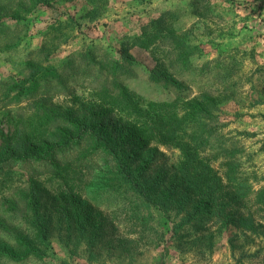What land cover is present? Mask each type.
Wrapping results in <instances>:
<instances>
[{
    "label": "rangeland",
    "instance_id": "rangeland-1",
    "mask_svg": "<svg viewBox=\"0 0 264 264\" xmlns=\"http://www.w3.org/2000/svg\"><path fill=\"white\" fill-rule=\"evenodd\" d=\"M48 1L50 5L34 6L11 0L1 8L4 14L9 10L2 32L15 30V36L6 39L0 32V152L27 137L39 143L49 134L36 128L38 120L27 102L18 104L14 95L8 97L27 76L29 61L46 70L60 67L66 74L65 62L77 67L86 54L117 58L124 48L130 72L120 82L143 105L155 111L177 108L181 115L192 106L210 110L219 127L215 142L229 153L211 147L202 150V156L224 179L219 197L230 189L227 163L236 167L239 180L249 183L248 200L237 211L254 219V229L211 222L199 229L182 226L174 233V215L168 218L154 209V217L143 221L126 205L87 198L80 183L72 189L56 178L38 176L52 250L44 261L26 264H264V0ZM17 13L18 27L13 17ZM155 70L178 77L187 88L184 95L154 83L150 74ZM91 82L82 75L70 78V94L51 90L47 106L79 111L95 103L97 84ZM191 124L187 122L186 129L193 136ZM144 157L156 160L151 174L159 169L165 174L181 159L179 151L165 148L156 155L147 150ZM33 166L30 170L43 169ZM23 168L14 171L16 197L0 183V218L13 208L16 215L26 211L18 198L29 186ZM98 196L104 198L105 193ZM16 201L20 206L14 207ZM17 224V232H30L27 219Z\"/></svg>",
    "mask_w": 264,
    "mask_h": 264
},
{
    "label": "trees",
    "instance_id": "trees-1",
    "mask_svg": "<svg viewBox=\"0 0 264 264\" xmlns=\"http://www.w3.org/2000/svg\"><path fill=\"white\" fill-rule=\"evenodd\" d=\"M3 1L8 2L3 5L0 2V32L6 29L3 18L9 11L5 10L4 14L1 8L11 0ZM21 1L34 6L50 5L48 0ZM13 17L18 27L20 13ZM1 35L11 39L15 30ZM92 55H82V63L77 67L65 62L62 68L69 67L66 74L60 72V67L46 70L29 61L27 76L12 88V95H8L9 98L14 95L13 100L18 104L27 102L29 111L38 120L36 128L45 129L43 131L49 134L39 143L27 137L14 149L0 152L3 190L8 193L17 190L15 178L18 173L14 172L17 167L24 166L30 176L29 186L18 196L25 206V213L16 215L17 209L13 208L0 218V264L44 261L52 250L49 222L42 211L44 186L43 180H38L40 177L56 178L64 187L72 189L80 183L87 198L95 202L107 199L109 204L119 203L118 207L126 205L133 217L143 221L154 217V209L168 218L174 215L178 220L173 224L174 233L182 226L194 224L199 229L211 222L224 226L234 224L244 231L253 230L254 219L237 211L238 206L248 200L249 183L239 180L236 167L227 163L225 178L230 189L225 193L226 197H219L224 191V179L202 156V150L211 147L225 156L229 153V149L215 142L219 141V127L214 124L210 110L192 106L190 112L181 115L173 107L161 111H155L153 106L147 108L120 82L121 76L130 72L126 64L130 60L124 48L117 58L108 55L99 60ZM31 57L34 58L33 54ZM77 75L92 80V85L97 84L96 104L90 102L79 111L48 107L52 101L48 98L50 91L58 88V91L70 94L68 82ZM150 79L167 89L179 90L180 95L187 90L178 77L165 71H152ZM187 122L192 123L193 136L187 132ZM160 148L179 151L181 159L169 172L164 174L163 169H159L151 174L156 160L145 158L144 153L148 150L156 155ZM34 164L42 165L43 169L30 170ZM101 191L105 193L104 198L98 196ZM225 198L227 201L223 202ZM19 203L16 201L14 207L20 206ZM24 219L30 224L27 234L15 230L17 223Z\"/></svg>",
    "mask_w": 264,
    "mask_h": 264
}]
</instances>
